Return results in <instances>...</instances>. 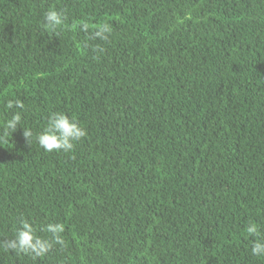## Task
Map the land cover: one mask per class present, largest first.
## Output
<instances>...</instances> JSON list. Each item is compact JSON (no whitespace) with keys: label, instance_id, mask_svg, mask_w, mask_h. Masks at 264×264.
<instances>
[{"label":"trees","instance_id":"1","mask_svg":"<svg viewBox=\"0 0 264 264\" xmlns=\"http://www.w3.org/2000/svg\"><path fill=\"white\" fill-rule=\"evenodd\" d=\"M9 99L34 136L53 112L87 136L0 140V242L22 216L66 241L0 264H264L246 232L264 234V0H0V124Z\"/></svg>","mask_w":264,"mask_h":264},{"label":"clouds","instance_id":"2","mask_svg":"<svg viewBox=\"0 0 264 264\" xmlns=\"http://www.w3.org/2000/svg\"><path fill=\"white\" fill-rule=\"evenodd\" d=\"M67 20L68 14L64 10L53 8L44 14V24L53 33L62 31ZM76 27L84 33L90 31L88 22L80 23ZM112 32V25L108 22L99 24L91 31L89 39L97 42L93 49L95 52L102 53L104 51L103 45L109 41ZM24 107L22 100L9 99L7 101L6 108L11 112V115L0 124L3 129V136H0V140L11 137L18 127H22L23 136L29 144L34 137L38 145L46 152L71 153L76 142L87 136V129L76 119L63 112L51 113L47 118L46 127L34 136L31 129L22 126ZM40 232L50 234V238L39 235ZM64 232L65 225L63 223H47L37 228L33 222L22 216L14 237L0 242V247L4 251L23 253L30 255L33 259H40L48 255L54 245H58L61 249L66 247V241L62 235ZM246 232L249 237L254 238L251 245L252 254L258 258H264V234L261 233L258 224L249 222Z\"/></svg>","mask_w":264,"mask_h":264},{"label":"bare ground","instance_id":"3","mask_svg":"<svg viewBox=\"0 0 264 264\" xmlns=\"http://www.w3.org/2000/svg\"><path fill=\"white\" fill-rule=\"evenodd\" d=\"M151 56V55H150Z\"/></svg>","mask_w":264,"mask_h":264}]
</instances>
